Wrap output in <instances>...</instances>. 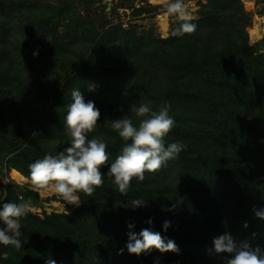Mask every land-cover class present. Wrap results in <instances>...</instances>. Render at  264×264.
Here are the masks:
<instances>
[{"label":"rangeland","instance_id":"obj_1","mask_svg":"<svg viewBox=\"0 0 264 264\" xmlns=\"http://www.w3.org/2000/svg\"><path fill=\"white\" fill-rule=\"evenodd\" d=\"M239 1L245 9L244 22L242 23L248 25L245 29L248 46L252 49L256 57L264 58V0ZM87 2H95L98 4L85 3V0H60L56 4L57 6H50V4L41 0L40 11L38 13L41 17L45 16L46 22H50L45 23V28L43 26L42 30H37L42 44L30 45L28 50L22 52L23 55L20 59L13 63L9 62L8 57L16 56L18 52L14 50L10 56V54H5L0 49V94L5 97L1 91L2 83L10 82V85L14 84L9 87L11 88L12 96L7 97V103L10 106L3 104L0 95V206L9 201L19 203L24 200H31L33 210L26 218L22 219L20 231L32 229L31 232H33L35 228L43 229L44 227L49 229L46 233V240L53 239V243L61 244L62 248L66 251L62 261L54 259L56 264H71L72 257L77 259V256L80 254L78 249L75 248L76 246H72L73 239L69 234L71 231L69 233L67 232L69 222L66 221H71L72 218L75 219V211L82 205L81 194H79L81 203L79 206H76L66 203L53 192L34 190L30 177L25 176L18 169H15L9 158H4L3 152L11 144L13 140L11 134L16 127L21 124V127L29 131L31 127L38 125L40 118L44 120V117H46L44 112L46 113L50 109L52 113L51 122L45 124L46 132L42 137V142H52V144L62 149L70 146L69 137L65 130L64 116L66 115V105L71 102V91L73 89L69 90L64 86L69 82V75L71 67L73 66V63L70 64L71 66H68L66 63L73 62V57H76L71 43L75 31L69 28L70 24L68 19H66L69 17L63 18V16H66V13L65 15L60 14L61 10L65 8L62 4H71L70 14L73 11H77V14H79L91 32L101 33L103 30L111 27H121L125 31V34L120 33L121 42L124 46L128 47L135 44V38L137 37L153 36L157 40H168L172 35L173 29L179 23L175 17L167 14L164 8V4L167 1L161 4H153L149 0H88ZM184 2L192 16V21H200L208 13L209 10L207 7L211 0H184ZM257 27H259L262 37L258 41H253L251 39V32L256 30ZM56 59L61 61V63L59 61L58 67L53 66L57 62ZM261 68L264 70V64ZM257 81L264 83V76H257ZM21 84H25L28 89L22 91ZM60 84L62 85V89L58 93L53 92V94H49L48 88L56 90ZM83 84L78 85L77 88L84 98H86L90 90L88 92H85V90L88 87L91 88L92 83L88 82L89 85ZM110 86L107 84L104 88L107 89ZM143 86L146 89L144 93L148 95L142 96V100L140 96L138 104L151 102L153 110H156L162 103H169L171 105L169 114L174 118L175 125L168 137H166V142L179 141L185 147L177 158L168 161L160 171L154 174L146 173L143 182H138L134 179L127 196L122 194L118 196L119 192L107 174L111 161L120 154L123 141L118 133L111 128V122L123 116H132L135 121L134 114L129 112L133 104L128 102L130 98L127 99L124 92H121L112 101H104L103 98L93 101L99 110L108 106L115 107L116 110L111 115L105 114V112L100 110L101 115L97 122L98 125L94 132L88 134L89 139H103L107 144L110 161L101 168V172L104 175V184L93 194L91 198V209L87 215H83V219L79 223L81 238L78 242H81L84 247H90V250H83L82 253L85 256L100 254L99 260H105L102 264L111 262H116V264H157V261L159 264H223V258L227 254L216 253L214 244L211 241H202L205 237L211 236L213 229L211 231L206 230L205 224H199L200 222H196V219L193 218L194 211L198 206L202 210L207 207L208 212L216 211L217 207L211 208L213 203H208L212 202L214 194H210V192L205 194L203 191L204 188L194 193L190 191L191 184L185 181V176L192 168H186V163L194 160L196 171L195 169L192 171L193 182L197 186L204 184L206 188L209 187L208 181L212 169H214L218 162L223 161L228 163V169L234 171L236 166L232 168L229 164V158H233L232 150L234 148V142L226 138L234 136L232 132L233 126L229 123V119H231L230 117L233 113V124H237L243 131L246 124L250 123L247 116L245 117L246 113L243 111L245 108H241L235 100L217 97L215 104H229L232 107L230 114L217 116L215 122L211 121L213 125L215 123L218 127L220 126V118L221 120L225 119V124L221 128L225 132L223 133V139L226 142L223 141L221 143L209 135L211 134L212 126L202 121L203 117L200 116L197 110L184 112L180 110V106H176V104H181L179 103L180 99L177 98L178 96L188 97L197 95L198 91L196 87L189 80L181 79L175 84L173 87V96L177 97L173 98L172 95L171 97H166L164 91L161 92L159 84L151 79L146 80ZM93 89L91 91L94 93L104 90L99 85ZM50 96L53 97L47 106V97ZM257 100L258 102L262 101L264 106V89L259 91ZM85 101L87 102V100ZM199 104L201 106L203 103L200 102ZM263 111L258 109L255 111L256 113L254 112V122H259L261 129L256 135H251L255 141L254 144L257 148L260 147L259 149L262 151V155L259 158L261 163L264 162V147H262V144H264ZM8 116H11L12 119L8 120ZM56 122L58 124H55L56 126L53 125ZM214 133L218 135L215 130ZM238 133L236 131V137H240L241 132L239 133L240 135ZM246 142L250 144L249 139ZM257 152L258 150H256V154ZM200 160L202 162H198ZM198 163L207 165L205 167L209 171L205 173V175L207 174L206 176L201 175L203 174L202 168L198 166ZM217 167L220 169L219 166ZM15 173L21 176V178L15 177ZM231 174L233 175V172ZM237 174L238 176L243 175L239 171ZM204 177H206L205 181L203 180ZM242 180L244 181V175L242 176ZM253 181L254 179H251L246 183L250 190L254 189L255 186L257 187ZM145 191H147L146 193L149 195V198H144L145 203L141 205V208L133 206L131 201L134 200V195L137 192L145 193ZM113 192L116 193L113 194ZM120 200L121 203H119L116 212L127 223L115 232L101 226L98 228L94 226L93 228L94 221L96 222L97 219H101L100 217L103 219L104 215L101 212L112 213L114 202ZM206 203L208 204L206 205ZM204 204L206 205L205 207H203ZM145 209L151 210V214L147 218V226L151 227L153 224H156V226L159 224L157 228L161 230L164 229V222L168 221L170 222V228L168 230L176 236L179 234L182 235V238L176 241L174 238L171 239L174 236L165 239V242L173 240L178 248V252L169 251L161 253L158 250L152 249L151 252L142 253L139 256L128 253L126 248L129 239L128 234L130 231L132 233L134 232L129 225L136 223L137 216L142 214V210ZM63 218H69L70 220H64ZM42 222L46 224L43 225ZM54 225L63 229V234L61 233L57 237V233L52 230L55 227ZM245 225L243 223L239 228H235L236 232H234V235L238 237L234 239L236 243L248 242L245 239L246 232L248 231ZM57 226L56 229H58ZM213 226L214 224L211 227ZM3 227L5 225L0 221V228ZM240 229H242V232H240ZM135 234L138 235L139 233ZM100 235H103L104 238L106 236V241H103ZM220 235H223V232L213 235V238ZM262 236L264 237V234ZM36 237L38 238L37 235ZM196 238L197 240L199 239L198 242L201 244H195L197 241ZM88 243L89 245H87ZM263 243L252 244V248L257 246L261 250H264ZM121 249H123L122 253L120 251ZM10 250L11 246L4 247V245L0 244V264H20L10 257ZM38 255L39 257L37 259H40V253ZM21 264L29 263L24 262Z\"/></svg>","mask_w":264,"mask_h":264},{"label":"trees","instance_id":"obj_2","mask_svg":"<svg viewBox=\"0 0 264 264\" xmlns=\"http://www.w3.org/2000/svg\"><path fill=\"white\" fill-rule=\"evenodd\" d=\"M42 1L50 4V6H57L56 4L60 0ZM87 1L85 0V3L98 4ZM40 2L41 0H0V49L3 53L10 54V56L14 50L18 52L16 56L8 57L10 63L20 59L23 55L22 52L28 50L30 45L42 44L37 30H42L43 26L45 28L44 24L50 22L45 21V16L41 17L39 15ZM62 6L65 8L61 10L60 14L65 15L66 13L63 18L69 17L66 18L70 24L69 28L75 31L71 43L73 52L76 54V57H73V62L66 63L68 66L73 63V66L71 67L69 82L64 87L69 90L78 89V85L83 83V85H89L88 82H91V88H86L85 92L90 89L94 90L93 88L98 85L104 89L96 93L90 90V93L86 94L85 100L94 101L103 98L104 101H112L113 98L124 92L125 97L130 98L128 102L138 105L139 97L141 96L142 100V96L148 95L144 93L146 89L143 86L148 79L157 82L161 92L164 91L166 97L172 95L173 98L177 97L173 96L175 84L181 79H187L196 87L197 95L178 96L177 98L180 99L179 103L181 104H176V106H180V110L184 112L197 110L200 116L203 117L202 121L212 126L209 135L221 143L225 141L223 139V133L225 132L221 128L225 124V119L221 120L220 118V126L218 127L215 123L213 125L211 121L215 122L217 116L230 114L232 107L229 104H226L227 106L220 103L215 104L217 97L235 100L241 108H245L243 111L250 123L246 124L242 131L237 124H233L234 114L232 113L229 123L233 126L234 136L226 137L234 142V148L231 147L233 148V158H229V164L232 168L236 166L235 172L228 169V163L218 162L209 177V187L206 188L204 184L197 186L192 177V171L194 169L196 171V164L193 160L186 163V168L191 167L192 169L186 174L185 181L191 184L190 191L193 193L204 188L205 194L208 192L214 194L212 202H208L213 203L211 208L217 207L216 211H211L213 214L208 212L207 207L202 210L198 206L194 211L193 218L196 219V222L205 224L206 230L211 231L213 229L211 236L205 237L202 241L213 243V235L221 232L231 235L233 239L238 238L234 235L235 228H239L240 225L245 223L246 230H248L245 239L248 241L249 246L252 247V244L255 243H263L264 218L257 217L256 212L264 211V162L261 163V160H259L262 151L259 149L260 147L257 148L254 144L255 141L251 135H256L261 129L260 123L254 122L253 116L258 109L264 110L263 102L257 100L259 91L264 89V83L257 81V76H264V70L261 68L264 64V58L256 57L248 46L245 33L248 25L242 23L244 22L245 9L240 1L211 0L205 18L200 21H192L197 25V29L191 35L186 34L182 37L171 35L168 40L164 41L157 40L153 36L137 37L135 38V44L129 47L124 46L121 42L120 33L125 34L121 27H111L101 33L91 32L77 14V11L70 14L71 4L64 3ZM176 27H178V24ZM56 61L53 66L58 67L60 60L56 59ZM107 84L111 86L106 89L104 87ZM13 85H10V82L2 83L1 91L5 97L0 95L3 104L10 106L7 103V97L12 96L9 87ZM21 87L22 91L28 89L25 84H21ZM17 89L20 91L18 87ZM61 89V84L56 90L48 88L49 94L58 93ZM52 97H47V106ZM200 102L203 103L201 106ZM240 107L238 106L239 109ZM100 110L111 115L114 114L116 109L108 106ZM44 114L46 115L44 120L40 118L38 125L31 127L29 131L21 127V124L16 127L11 134L13 138L11 144L3 152L4 158H9L13 167L28 177H30L28 166L31 163L42 159L46 154L55 155L65 149L49 141L42 142V137L46 132L45 124L51 122V109L46 113L44 112ZM10 117L8 116L7 119H12ZM55 124L57 125L58 122L53 125ZM214 130L218 135H215ZM236 131L241 132V135L238 133L240 137H236ZM248 139L250 144L246 142ZM263 145L262 147H264ZM256 150H258L257 154ZM198 162H202V160ZM205 165L198 163V166L202 168V176L209 171L206 170ZM238 171L241 175L243 173L244 181L242 180L243 175L238 176ZM231 172H233V175ZM251 179H254L253 183L257 187L255 186L254 189L250 190L246 183ZM115 193L113 192V194ZM145 193H134V200L149 198V195ZM80 194L82 205L75 211V219L72 218L73 221H66L69 222L67 232L71 231L69 234L73 239L72 246H76L75 248L80 252L77 259L72 257L71 264H102L105 260H99L100 254L85 256L82 251L90 250V247H84L81 242H78L81 238L79 223L82 221L83 215H87L92 206V196L88 197L83 193ZM119 195L121 194L119 193ZM119 203H121V200L114 202L112 213H105L100 210L101 214L104 215L103 219L100 217L101 219L94 221L93 228L94 226L97 228L101 226L115 232L127 223L116 212ZM206 205L204 204L203 207ZM138 207L141 208V205ZM149 214H151V210H142V214L137 216V222L132 224L131 230H134L133 233H140L141 230L148 228L154 232H159L164 239L174 236L171 239L174 238L176 241L182 238V235L176 236L168 229L166 231L158 229L159 224L157 226L156 224L151 227L147 226L146 222L148 216H150ZM63 219L70 220L69 218ZM44 224L46 223L44 222ZM213 224L214 226L211 227ZM54 226L52 230L57 233V237L59 234H63V229H60L57 225ZM56 226L58 229H56ZM47 230L49 229L44 227L43 229L35 228L33 232H31L32 229L21 231L22 248L17 250L11 246L10 257L20 264L24 262L46 264L48 258L62 261L66 251L61 244L53 243V239L46 240ZM130 232L132 233V231ZM240 232H242V229H240ZM101 237L103 241H106V236L105 238L103 235ZM198 241L199 239L195 242L196 245L201 244ZM237 244L239 243L237 242ZM39 253L40 259H37ZM108 264H116V262Z\"/></svg>","mask_w":264,"mask_h":264},{"label":"clouds","instance_id":"obj_3","mask_svg":"<svg viewBox=\"0 0 264 264\" xmlns=\"http://www.w3.org/2000/svg\"><path fill=\"white\" fill-rule=\"evenodd\" d=\"M164 8L169 16L175 17L179 22L178 27L172 31L173 36L182 37L195 33L197 25L191 22L192 16L184 0H167ZM170 107L167 102L156 110H153L151 102L133 104L129 112L134 114L135 121L132 116H123L111 122V128L118 133L123 144L120 154L111 161L107 176L112 179L120 194L127 196L134 179L143 182L146 173L160 171L184 149L182 142H166V137L175 125L174 118L169 114ZM100 115V110L93 101L86 102L78 89L71 91V102L66 105L64 116L70 146L55 155L46 154L28 166L34 190L53 192L66 203L79 206L80 193L91 197L103 186L104 175L101 168L110 161L107 144L102 138L88 137L89 133L95 131ZM144 203L139 198L131 201L133 206ZM32 210L30 199L19 203L9 201L0 206V221L5 225L0 228V244L17 250L22 248L21 221ZM256 216L264 218V211H257ZM169 226L170 222L165 221L164 230ZM128 235L126 248L129 254L139 256L152 249L161 253L178 252L174 241L165 242L159 232L148 228L141 230L138 235L131 232ZM213 244L216 253L227 254L223 258V264H264V250L252 248L248 243L237 244L227 233L214 238ZM120 251L122 253L123 249ZM46 264H56V261L48 258Z\"/></svg>","mask_w":264,"mask_h":264},{"label":"bare ground","instance_id":"obj_4","mask_svg":"<svg viewBox=\"0 0 264 264\" xmlns=\"http://www.w3.org/2000/svg\"><path fill=\"white\" fill-rule=\"evenodd\" d=\"M149 1H150L151 3H153V4H161V3L166 2L167 0H149ZM261 37H262V35H261V33H260V29H259V27H257L256 30H253V31L251 32V39H252L253 41H258V40L261 39ZM14 176L17 177V178H21V176H19L17 173H15Z\"/></svg>","mask_w":264,"mask_h":264}]
</instances>
